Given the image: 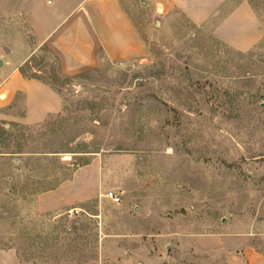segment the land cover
I'll return each mask as SVG.
<instances>
[{
	"label": "rangeland",
	"instance_id": "1",
	"mask_svg": "<svg viewBox=\"0 0 264 264\" xmlns=\"http://www.w3.org/2000/svg\"><path fill=\"white\" fill-rule=\"evenodd\" d=\"M81 1L0 0V87L31 52L27 75L49 79L57 65L40 38ZM120 1L141 57L100 53L96 68L59 76V114L0 123V252L18 264H226L194 241L218 235L264 257V0H232L248 1L263 31L246 53L157 0ZM95 158L99 199L36 211L39 194Z\"/></svg>",
	"mask_w": 264,
	"mask_h": 264
},
{
	"label": "crops",
	"instance_id": "2",
	"mask_svg": "<svg viewBox=\"0 0 264 264\" xmlns=\"http://www.w3.org/2000/svg\"><path fill=\"white\" fill-rule=\"evenodd\" d=\"M231 3L232 0H157L159 7L178 10L194 25L211 27L213 36L229 48L250 52L263 39L260 21L248 1L234 6ZM40 46H47L58 57L65 77L96 68L100 53L112 63L139 58L144 53L140 36L120 0H82L40 38ZM32 54L4 72L0 121L34 126L62 111V98L56 89L21 73L20 68ZM103 178V168L95 158L76 170L71 179L39 194L35 209L40 214H64L80 208L99 199L106 184ZM194 241L201 249L224 250L226 264H264L263 255L254 248L246 247L240 253L227 251L224 238L218 235H194ZM15 260L0 252L2 264H18Z\"/></svg>",
	"mask_w": 264,
	"mask_h": 264
},
{
	"label": "trees",
	"instance_id": "3",
	"mask_svg": "<svg viewBox=\"0 0 264 264\" xmlns=\"http://www.w3.org/2000/svg\"><path fill=\"white\" fill-rule=\"evenodd\" d=\"M44 51H47L49 53H51L56 61V65H57V70L49 77V79H41L35 76H29L27 75V70L28 68L33 64V61L36 58V55H32L29 60H27V62L20 68L21 73L27 77V78H31V79H38L46 84L51 85L54 89H56L58 91V93L60 92V89L62 88V84L60 82L59 76H61V71H60V62L58 57L52 53V51L47 47V46H43ZM63 76V75H62ZM76 77V76H75ZM0 123H4L3 121H0ZM1 132V131H0ZM6 132H4L2 135H5Z\"/></svg>",
	"mask_w": 264,
	"mask_h": 264
},
{
	"label": "built area",
	"instance_id": "4",
	"mask_svg": "<svg viewBox=\"0 0 264 264\" xmlns=\"http://www.w3.org/2000/svg\"><path fill=\"white\" fill-rule=\"evenodd\" d=\"M107 199L111 200L113 203H120L121 198L114 192H107L104 195Z\"/></svg>",
	"mask_w": 264,
	"mask_h": 264
},
{
	"label": "water",
	"instance_id": "5",
	"mask_svg": "<svg viewBox=\"0 0 264 264\" xmlns=\"http://www.w3.org/2000/svg\"><path fill=\"white\" fill-rule=\"evenodd\" d=\"M0 66H2V62L0 61Z\"/></svg>",
	"mask_w": 264,
	"mask_h": 264
}]
</instances>
